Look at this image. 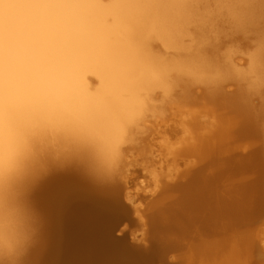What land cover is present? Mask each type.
I'll list each match as a JSON object with an SVG mask.
<instances>
[{
  "label": "bare ground",
  "instance_id": "6f19581e",
  "mask_svg": "<svg viewBox=\"0 0 264 264\" xmlns=\"http://www.w3.org/2000/svg\"><path fill=\"white\" fill-rule=\"evenodd\" d=\"M219 17L238 32L258 29L264 0H0V225L14 222L12 207L27 215L34 243L23 264H42L46 248V217L36 200L39 181L73 166L81 177L116 181L112 173L122 161L123 145L148 117L166 122L176 87L190 106L204 101L232 107L239 113L232 121H240L241 130L260 134L264 101L258 112L250 102L264 86V34L249 66L238 69L231 54L221 51L218 37L225 31L215 23ZM224 81L237 83L235 96L222 90ZM192 85L202 86V96L191 95ZM183 106L174 108L180 113ZM190 120L193 128L200 126ZM212 130L197 134L195 146L186 138L174 149L198 159L178 172L189 180L172 207L162 209L158 199L151 203V230L142 232L147 246L152 236L170 252L184 246L166 232L173 228L171 219H178L180 236L190 239L186 264L238 261L248 249L242 234L230 240V249L218 245L221 258L217 244L205 238L264 211V168L257 185L225 184V194H219L217 183L229 167L219 175L206 173L221 163L218 153L224 148L221 139L212 143ZM205 256L218 260H202Z\"/></svg>",
  "mask_w": 264,
  "mask_h": 264
},
{
  "label": "rangeland",
  "instance_id": "374dc122",
  "mask_svg": "<svg viewBox=\"0 0 264 264\" xmlns=\"http://www.w3.org/2000/svg\"><path fill=\"white\" fill-rule=\"evenodd\" d=\"M226 20L228 19L219 17L215 21L218 24L222 23L220 30L225 31L224 34L219 35L220 39L218 37L221 51L228 55L231 54L232 64L238 69H246L249 66L251 56L259 46L260 35L264 34V21L259 23L258 29L248 28L246 31L238 32L228 26L229 23ZM155 49L162 50L159 45H155ZM191 89L193 90L191 95L194 97L202 96L203 89L201 85H192ZM222 90L235 96L239 91V87L236 82L224 81ZM180 91L181 87L179 86L172 91L169 103L173 108L165 110L166 122L162 123L156 117H148L142 129L135 133L134 139L123 145L122 161L112 173L113 178L116 179L114 182H118L125 194L127 193L130 197L126 202L133 208L134 205L138 206L141 215H143H135L139 225L136 227L138 233H136L135 238L132 237V240L142 237V232L151 227L150 216L153 211L150 206L153 201L158 199L162 202V209L167 210L181 196L180 186L186 183L189 178L187 176L181 177L179 173L185 170L184 168L188 162H196L198 159V156H193V153L177 155L178 152L174 150L186 138H189V142L193 147L195 144L192 141L196 137L203 136L208 129H213L212 132L215 135L214 138L210 139L212 143L217 144L220 139L222 140L224 148L218 153V158L222 160L221 163L213 165L207 172L205 170L207 174L214 175L216 173L219 175L222 168L229 167L217 183L220 190L219 194L224 193L225 184L227 186L230 184L231 187L243 183L257 185L262 178L264 168L262 160L264 157V121L258 120L260 134L247 133L239 128L240 121H232L237 115L239 116V113L232 107H220L204 101L190 106V103L179 96ZM160 95L158 93V99L161 98ZM202 99L203 97H201ZM263 99L264 86L262 92L258 91L251 95L250 104L255 112L260 110ZM181 102L184 106L180 107V113H178L174 106ZM191 117H194L200 126L193 128L190 124ZM260 151H262V154L259 157ZM202 163L196 165V168L198 169ZM231 168L234 173L231 172ZM236 191L243 192L244 190L236 189ZM229 195L236 194L229 193ZM171 221L173 222V228L166 230V232L170 233L174 241L179 243L183 241L184 246L168 251L166 262L158 264H186L184 261L185 256L190 252L188 251L190 239L184 237V235L180 236L178 219L173 218ZM150 230L151 228L148 232ZM240 234L243 235L244 241L248 242V249L239 253L238 261L235 260L231 264H264V211H255L246 219L243 225L235 226L223 233H215L214 239L207 237L205 242L213 240V243L217 244L215 250L220 249L218 245L222 248L225 243L228 245L227 249H230V240L232 241L235 236ZM237 243L240 244L239 239L234 244ZM221 253L222 251L219 250L217 258L222 257ZM202 260L211 261L212 259L210 256H205L202 257Z\"/></svg>",
  "mask_w": 264,
  "mask_h": 264
},
{
  "label": "water",
  "instance_id": "95a60500",
  "mask_svg": "<svg viewBox=\"0 0 264 264\" xmlns=\"http://www.w3.org/2000/svg\"><path fill=\"white\" fill-rule=\"evenodd\" d=\"M125 195L118 182L81 177L75 166L41 179L36 200L47 222L42 264L166 262L167 252L152 236L148 246L142 237L132 240L139 222Z\"/></svg>",
  "mask_w": 264,
  "mask_h": 264
},
{
  "label": "clouds",
  "instance_id": "9594fccd",
  "mask_svg": "<svg viewBox=\"0 0 264 264\" xmlns=\"http://www.w3.org/2000/svg\"><path fill=\"white\" fill-rule=\"evenodd\" d=\"M14 222L0 225V264H23L34 243V231L23 210L12 207Z\"/></svg>",
  "mask_w": 264,
  "mask_h": 264
}]
</instances>
